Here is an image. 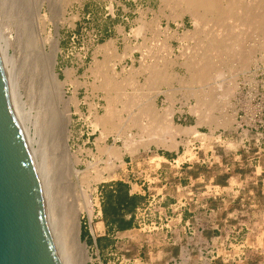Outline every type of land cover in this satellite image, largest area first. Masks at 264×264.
Segmentation results:
<instances>
[{
  "label": "rangeland",
  "instance_id": "374dc122",
  "mask_svg": "<svg viewBox=\"0 0 264 264\" xmlns=\"http://www.w3.org/2000/svg\"><path fill=\"white\" fill-rule=\"evenodd\" d=\"M237 2L242 8L253 7L254 4L253 0H238ZM54 4L61 6L63 13L48 22L46 31L51 38L57 40L54 73L63 91V97L58 99V107L63 111H70L71 119L68 124L70 135L67 145L69 150L71 149V154H74L78 160L76 168L80 172L78 179L73 178L71 181L73 188L67 187L64 195L69 204L78 206L83 204L80 193V190L83 189L91 196L93 204L95 203L93 222H89L88 216L84 212L79 216L78 239L79 243H86L87 256L91 260L87 264H135L136 248L132 234L124 239L121 238L120 240H124L121 243H117L114 239V245L103 253H99L93 239L92 244H89L82 237L84 230L88 231L90 237L92 234L95 240L97 237L105 235H99L97 232V227L102 226L101 223H98L100 217L97 213V205L100 203L101 197L100 189L106 183L119 181L123 175L124 166H120L117 160H114L113 168L105 170L107 155H102L99 149L104 145H116L122 148L123 144V139L113 140L116 136L115 133L111 132L102 136L101 128L94 126V116L103 115L107 105L106 94L101 85L107 76H111L121 88L122 80L133 72L131 68L134 70L140 68L144 72L137 76L139 85L128 86L125 89L134 101L146 99L150 95L153 85L151 82H146L145 79H148L152 71L157 72L169 67V72L173 71L186 76L185 68L180 65L183 61L179 56L180 52L189 55V57L193 56L199 50L197 42L201 37H198V34L206 32V34L216 35L218 32H215V26L208 22V25L205 28L203 26L194 37L181 39L184 32L194 29V25L189 13L180 12L181 6L178 0H171L166 4L162 0H54ZM41 10L42 13L48 12L47 1L43 3ZM224 25L225 28H228L233 24L224 23ZM141 26L146 27L143 37L135 31ZM218 30L222 31L224 28ZM0 31L4 33L5 39L8 41L11 39L12 42L17 35L12 26L9 29H0ZM235 33L242 35L241 38L244 40H242V49H247L246 52L252 50L248 65L241 66L236 58L230 56L229 52L218 54L219 57L215 58L213 67L215 70L217 68L222 76L213 78L208 83L207 87L212 91L213 106L206 111V114H209L207 120L197 125L198 116L195 114L197 112H192L187 107L183 108L182 112H178L181 106L179 101H184L180 93L176 94L177 100L174 103L176 112L171 119L175 126H193L195 130L205 134L204 156L208 162L184 172V176H187L186 173L198 168L196 171L201 175L202 181L191 185L192 192L198 196L195 200L201 199L202 197L199 195L207 192V186L213 184L209 181L213 178L215 180V178L232 173L242 179L252 178L248 188L242 186L237 189L238 195L234 200H238L239 206L231 201L233 207L229 212H232L234 208L238 210L239 221L233 220L234 226L237 228L242 227L241 223L249 222L250 224L247 231L243 229L238 232L239 238L244 239L248 234V238L261 240L263 243L264 27L259 30H247L245 27H240V29L236 28ZM110 40L114 41L118 54L122 56L125 54V58L121 62L118 60L117 62L115 60L108 61V52L101 49L100 46ZM250 44L252 46L255 44V46L252 47ZM13 45L9 48V53L14 54L17 67H19V48L16 43ZM15 45L17 46L15 47ZM169 45L172 46V52H170ZM172 60L176 61L173 66H171ZM25 75L26 72L20 74L18 78L19 92L26 112L36 113L39 102L38 93L36 89H32V94L28 92L29 86L26 78L28 75ZM173 85L178 87L176 82H173ZM162 89H166V87L163 86ZM121 100L123 99L121 98ZM156 104L162 110L170 103L160 94L156 98ZM194 104L195 99L192 97L189 99V106ZM116 110L115 122L119 124L120 119H124L127 113L122 107V102H117ZM201 110L205 112L204 108ZM135 114L139 115V113ZM157 114L160 117L163 113ZM141 120L146 123L149 119L147 116H143ZM132 133L137 132L133 130ZM191 135L193 134H177L174 137L178 150L181 140ZM216 136L222 137L221 147H214L213 138ZM164 139L169 142L172 137L168 135ZM156 148L160 149L159 153H166L174 149L150 144L147 149L140 147L138 152L132 156L124 154L122 160L134 162L143 152L157 153ZM98 172L101 173V179L97 181L95 175ZM71 182L67 185H70ZM64 184H66L65 181L62 182V185ZM182 185L188 184L182 183ZM74 186L76 190H73ZM243 193L245 195L242 196ZM203 198L208 197L204 196ZM259 250L255 249L254 256L249 255L247 260L243 258L242 263L264 264V256ZM244 254L247 255L246 252Z\"/></svg>",
  "mask_w": 264,
  "mask_h": 264
},
{
  "label": "bare ground",
  "instance_id": "6f19581e",
  "mask_svg": "<svg viewBox=\"0 0 264 264\" xmlns=\"http://www.w3.org/2000/svg\"><path fill=\"white\" fill-rule=\"evenodd\" d=\"M45 1L48 2V12L42 13L41 9ZM170 1L162 0L165 4ZM237 1L178 0L181 6L180 12L189 13L194 25V29L184 32L181 39L194 37L203 26L205 28L208 25V22L212 23L215 26V32H218L216 35L206 34V32L198 34V37H201L197 42L199 50L193 56L189 57V55L180 52L179 56L183 59L180 65L185 68L186 76L173 71L169 72V67L157 72L152 71L148 79H145L146 82H151L153 85L150 95L146 99L136 101L129 96L130 94L126 92L125 88L139 85L137 76L143 73V70L131 68L133 72L122 80L121 88L114 82L113 77L105 78L101 87L105 91L107 105L103 115L94 116L93 123L94 126L101 128L102 136L113 132L116 135L114 141L123 139L122 148L116 145H104L99 148L102 155H107L105 170L113 168L114 160H117L120 166H124L122 156L124 154L132 156L138 152L140 147L147 149L150 144H155L163 148L175 149L177 143L174 141V137L177 134L197 133L193 126L184 127L172 124L171 117L176 112L174 109V103L177 100L176 94L180 93L184 98V101H179L181 106L178 112H182L183 108L187 107L188 110L197 112L195 113L198 116L197 125L205 122L209 115L206 114V111L213 106L212 91L208 89V83L213 78L222 76L217 68L214 69V60L218 59V54L229 52L230 56L236 58L241 66L246 67L250 61L252 50L246 52L247 49H242V35L235 33V30L240 27H245L247 30H259L264 27V0H253V7L249 8L239 7ZM61 13H63V8L56 6L54 0H0V29H9L12 26L17 34L15 42H12L11 39L9 41L5 39L4 33L0 31V56L12 104L37 168L48 224L61 262L62 264H87L91 260L87 256L84 245L79 243L78 239L79 216L84 212L87 214L89 222H93L95 203L93 204L91 196L83 189L80 190L83 204L78 206L69 204L64 195L67 187H72V179H78L80 172L76 168L78 160L74 154H71V149L69 150L67 145L70 135L68 129L71 119L70 111H63L58 107V99L63 97V91L54 73L57 40L51 38L46 31L48 22L60 16ZM224 23L233 25L225 28ZM220 28H224L223 32L218 30ZM145 29L146 27L141 26L135 31L143 37ZM13 43H16L19 48V67H17L14 54L9 53V48ZM250 45L252 46V44ZM169 46L170 52H172V46ZM100 47L106 53L108 52V61L115 60L117 62L118 60L121 62L125 58V54L122 56L117 53L113 40L107 41ZM171 63L173 66L176 61L172 60ZM103 65L104 63L102 67ZM24 72L28 75L26 77L29 86L28 92L32 94V89H36L38 93L39 102L36 113L26 112L19 92L18 78ZM173 82H176L178 87H174ZM163 86L166 89H162ZM160 94L170 103L162 110L156 104V98ZM217 95L215 96L217 97ZM192 97L195 99V104L189 106V99ZM117 102H122V107L127 113L124 119H120L119 124L115 122ZM203 108L205 112L201 110ZM135 113H139V115ZM157 113L163 114L159 117ZM143 116H147L149 119L146 123L141 120ZM212 122L219 123L220 121ZM133 130H136L137 133L133 134ZM168 135L172 137L169 142L164 139ZM95 176V180L101 179L100 172ZM63 181L66 184L62 185ZM69 182L71 184L67 185ZM75 186L73 190H76ZM98 227L102 228V226Z\"/></svg>",
  "mask_w": 264,
  "mask_h": 264
},
{
  "label": "crops",
  "instance_id": "0c3cea01",
  "mask_svg": "<svg viewBox=\"0 0 264 264\" xmlns=\"http://www.w3.org/2000/svg\"><path fill=\"white\" fill-rule=\"evenodd\" d=\"M156 150L157 154L169 159L178 151V146L166 153H159L158 148ZM196 170L186 173L182 183L193 185L201 182V175ZM159 173L161 177L167 176L165 167ZM250 180L252 178L242 179L234 173L215 180L213 178L209 182L216 186L217 196L214 199H196L178 218L172 217L169 210L164 211L162 214L172 218L166 224L167 229L160 234L150 236L133 227L114 233L112 238L121 243L124 242L121 238L132 234L136 248L135 264H243L242 259L247 260L249 255L254 256L255 249H260L259 252L264 256V241L262 243L261 240L250 239L248 234L244 239L238 237L240 230H248L249 222L241 223L242 227L237 228L233 220L239 221L238 210L234 208L229 212L233 207L231 201L239 206L238 200H234L238 195L237 189L242 186L248 188ZM170 202L172 201L166 200L163 205L167 207ZM98 223L102 224V228L97 227V232L104 235V224L100 219Z\"/></svg>",
  "mask_w": 264,
  "mask_h": 264
},
{
  "label": "water",
  "instance_id": "95a60500",
  "mask_svg": "<svg viewBox=\"0 0 264 264\" xmlns=\"http://www.w3.org/2000/svg\"><path fill=\"white\" fill-rule=\"evenodd\" d=\"M83 245L86 247V243ZM0 264H62L48 224L37 168L12 104L1 56Z\"/></svg>",
  "mask_w": 264,
  "mask_h": 264
},
{
  "label": "built area",
  "instance_id": "2783aa9c",
  "mask_svg": "<svg viewBox=\"0 0 264 264\" xmlns=\"http://www.w3.org/2000/svg\"><path fill=\"white\" fill-rule=\"evenodd\" d=\"M205 134L197 130L196 134L184 137L180 142V148L172 158L166 159L163 156L146 151L141 153L134 162H124L123 175L119 181L127 184L130 195H139L144 198L143 203L135 209L134 227L142 230L147 235L160 234L167 229L166 224L172 217L181 216L184 209H188L191 202L198 196L192 192L191 184L182 185L184 172L194 166L203 165L208 162L204 156L206 141ZM214 147L222 146V137L213 138ZM167 170V176L161 177L159 171ZM199 197L207 196L214 199L217 196L216 186L209 184ZM101 199V197H100ZM171 200L166 207L164 201ZM98 215L100 203L97 205ZM169 210L167 214H162ZM91 238L94 236L91 234Z\"/></svg>",
  "mask_w": 264,
  "mask_h": 264
},
{
  "label": "trees",
  "instance_id": "16d2710c",
  "mask_svg": "<svg viewBox=\"0 0 264 264\" xmlns=\"http://www.w3.org/2000/svg\"><path fill=\"white\" fill-rule=\"evenodd\" d=\"M100 220L106 229L104 236L97 237L95 246L99 253H103L114 245V233L129 230L134 227V212L144 198L139 195H130L127 184L116 181L104 184L101 189ZM82 237L89 244L92 239L88 231L82 232Z\"/></svg>",
  "mask_w": 264,
  "mask_h": 264
}]
</instances>
